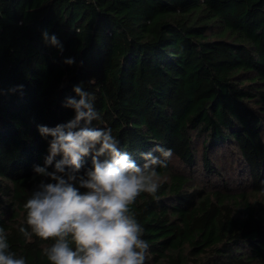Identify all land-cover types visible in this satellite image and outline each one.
Returning <instances> with one entry per match:
<instances>
[{
    "label": "trees",
    "instance_id": "trees-1",
    "mask_svg": "<svg viewBox=\"0 0 264 264\" xmlns=\"http://www.w3.org/2000/svg\"><path fill=\"white\" fill-rule=\"evenodd\" d=\"M76 85L138 164L173 151L156 196L131 206L145 264H264V0H0V228L26 264H50L53 243L18 231L49 154L38 126L74 117ZM199 140L206 175L222 173L211 153L237 150L247 189L174 169L194 165Z\"/></svg>",
    "mask_w": 264,
    "mask_h": 264
},
{
    "label": "clouds",
    "instance_id": "clouds-1",
    "mask_svg": "<svg viewBox=\"0 0 264 264\" xmlns=\"http://www.w3.org/2000/svg\"><path fill=\"white\" fill-rule=\"evenodd\" d=\"M42 35L63 50L54 34ZM73 91L79 99L67 98L65 107L74 117L55 127L38 126L42 137L51 138L49 154L43 166H34L43 179L23 205L27 227L18 231L28 241L33 236L53 241L43 249L50 264H145L149 244L131 206L143 193L156 196L163 183L157 169L168 167L173 151L158 146L153 150L158 156L142 153L144 162L138 164L119 147L111 128L93 126L99 119L94 98L81 85ZM88 156L91 166L85 168ZM0 264H26L10 251L2 228Z\"/></svg>",
    "mask_w": 264,
    "mask_h": 264
},
{
    "label": "rangeland",
    "instance_id": "rangeland-1",
    "mask_svg": "<svg viewBox=\"0 0 264 264\" xmlns=\"http://www.w3.org/2000/svg\"><path fill=\"white\" fill-rule=\"evenodd\" d=\"M202 141L199 140L196 144L197 155L194 165L189 168L184 166L180 161L174 159L173 167L176 171L185 172L192 177L194 182L206 188H230V190H244L248 186V178L246 177L245 167L241 161L237 150L227 147L224 151H214L211 153V158L215 164H218L221 174L205 173L203 160ZM231 148V149H230ZM255 200V196H252Z\"/></svg>",
    "mask_w": 264,
    "mask_h": 264
}]
</instances>
